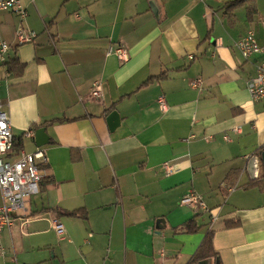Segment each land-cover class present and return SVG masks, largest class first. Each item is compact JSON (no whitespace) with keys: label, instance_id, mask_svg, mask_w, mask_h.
I'll return each instance as SVG.
<instances>
[{"label":"crops","instance_id":"crops-1","mask_svg":"<svg viewBox=\"0 0 264 264\" xmlns=\"http://www.w3.org/2000/svg\"><path fill=\"white\" fill-rule=\"evenodd\" d=\"M234 1L21 0L25 18L0 10L11 46L0 101L19 144L8 157L47 156L40 192L1 235L0 264H188L208 231L219 254L210 264H264V190L246 187L264 182V100L247 89L261 56L235 46L249 30L264 45V7L255 0L249 18V4ZM19 29L35 42L21 44ZM111 45L130 58L107 55ZM97 81L102 103L90 97ZM192 191L210 213L181 204Z\"/></svg>","mask_w":264,"mask_h":264},{"label":"built area","instance_id":"built-area-1","mask_svg":"<svg viewBox=\"0 0 264 264\" xmlns=\"http://www.w3.org/2000/svg\"><path fill=\"white\" fill-rule=\"evenodd\" d=\"M0 10L14 11L21 18L27 16V10L21 0H0ZM37 36L38 33L35 31L27 32L24 29L17 31V38L21 44L35 42ZM235 46L247 60L255 55L261 56L257 63L255 74L247 82V89L255 102L264 100V45L259 41L256 32L249 30L236 42ZM10 47V44L1 37L0 32L1 63L7 62V53ZM107 55H115L121 61H126L130 58L129 50L122 45L109 46ZM190 58L192 59L193 56L191 55ZM201 84V78L191 80L193 88H197ZM90 97L96 102H104L102 81H97L94 84L90 91ZM158 102L161 110L165 111L167 109L165 96H160ZM34 134L33 129H29L25 133L29 137H33ZM225 138L228 140V137ZM15 140L9 114L0 101V193L3 197V203L0 204V253L4 251L1 243L3 231L13 228L17 219H19L18 214L27 211L28 199L40 192L41 182L47 175L45 169L47 156L42 148H38L32 153L21 150L16 160L9 159L8 156L14 151ZM164 168L167 174H171L174 171V168L168 163L164 164ZM181 204L204 213L211 212L202 196L195 191L182 198ZM211 218L212 222L217 220V217L213 214ZM52 227L60 236L65 234V226L61 220L53 219ZM161 258L164 262L167 261V256L164 252H162Z\"/></svg>","mask_w":264,"mask_h":264},{"label":"trees","instance_id":"trees-1","mask_svg":"<svg viewBox=\"0 0 264 264\" xmlns=\"http://www.w3.org/2000/svg\"><path fill=\"white\" fill-rule=\"evenodd\" d=\"M249 4L248 8V17H252L257 12L256 5H255V0H235L230 7L235 8V7H240L242 5ZM9 69L10 71L14 72L16 70V66L18 65V61H11L9 62ZM20 70L23 71L25 68L24 64L19 65ZM19 144L17 143V140H15V146L14 149L18 148ZM260 179H257L255 181L250 182L246 187H258L261 190H264V182L259 181ZM85 213V212H84ZM72 216H79L82 214L81 211L77 210L74 212L69 213ZM87 216V215H84ZM238 222H233L230 221L226 225L229 227L237 225ZM189 230L191 232H196L199 230V227L194 224V220L189 222L187 224ZM214 231H208L206 236L204 237L201 245L195 252V254L191 257L190 261L188 264H201L203 261L206 260H217L219 259V254L215 250L214 247Z\"/></svg>","mask_w":264,"mask_h":264},{"label":"water","instance_id":"water-1","mask_svg":"<svg viewBox=\"0 0 264 264\" xmlns=\"http://www.w3.org/2000/svg\"><path fill=\"white\" fill-rule=\"evenodd\" d=\"M108 120H109V124H110V127H111L112 130L117 128L119 126V124H120V115H119V113L117 111H113L109 115ZM262 157H263V162H264V151H263ZM159 221L160 222L162 221V223H164L163 219L159 220ZM160 228H162V227L160 226ZM206 261H208V260H206ZM206 261H203L201 264H204Z\"/></svg>","mask_w":264,"mask_h":264},{"label":"rangeland","instance_id":"rangeland-1","mask_svg":"<svg viewBox=\"0 0 264 264\" xmlns=\"http://www.w3.org/2000/svg\"><path fill=\"white\" fill-rule=\"evenodd\" d=\"M261 3L263 4V7H264V0H261ZM204 264H210V261H206Z\"/></svg>","mask_w":264,"mask_h":264}]
</instances>
